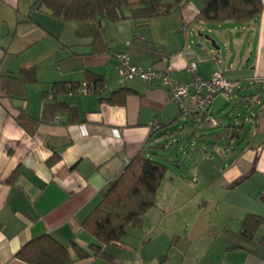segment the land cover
<instances>
[{
	"label": "crops",
	"instance_id": "1",
	"mask_svg": "<svg viewBox=\"0 0 264 264\" xmlns=\"http://www.w3.org/2000/svg\"><path fill=\"white\" fill-rule=\"evenodd\" d=\"M205 1L191 0L176 8L173 0H166L159 7L163 14L146 24L125 19L103 21L98 28L94 21L65 22L31 9L30 0H0V264H27L15 254L45 233L62 245L74 241L87 248L93 238L82 223L126 163L140 150L150 157L148 148H157L162 137L174 141L172 129L183 118L178 105L167 99L159 79L121 78L117 54L125 51H130L136 65L171 66V79L187 84L189 92L194 74L209 78L219 72L237 81L239 87L232 95L213 97L208 116L217 99L216 109L225 113L224 95L236 105L244 104L250 111L244 118L248 127L238 120L233 124L243 126L244 138L230 139L237 146L223 149L216 164L205 142L201 147L188 143L182 150L190 164L171 160L173 169L168 166L157 190L155 209L145 216L151 221L152 213L158 212L155 221L168 228L165 242L167 236L179 237L167 243L169 249L174 242L176 247L187 242L193 264H264V224L252 238L241 232L247 214L264 216V201L259 198L264 191V9L245 23L196 22ZM98 29L104 51L93 53L90 44ZM28 66L35 68V81L23 86L21 70ZM86 70L104 77L105 85L98 94L60 95L59 100L73 108L72 116L58 113L40 122L32 134L17 124V108L25 107L32 117L40 118L47 87L53 82L82 81ZM121 89L125 91L121 103L107 100ZM200 117L189 118L197 129L208 127L207 118ZM153 123L158 127L153 128ZM225 123L224 128L231 125ZM181 125L179 135L193 131L187 133V125ZM213 134L202 139L217 148L224 139ZM191 135L195 138V133ZM54 152L60 160L49 167L46 160ZM192 200L195 214L184 219L170 214ZM211 204L216 212L206 216L205 207ZM137 230L129 231L122 245L105 248L113 261L91 256L71 264H118V248H128L126 253L132 249L131 259L140 264L148 259L151 264H166L169 256L162 261L155 244L144 250L151 235L134 233ZM127 238L132 240L126 242ZM140 244L138 251L135 247Z\"/></svg>",
	"mask_w": 264,
	"mask_h": 264
},
{
	"label": "trees",
	"instance_id": "2",
	"mask_svg": "<svg viewBox=\"0 0 264 264\" xmlns=\"http://www.w3.org/2000/svg\"><path fill=\"white\" fill-rule=\"evenodd\" d=\"M164 1L166 0H33L30 8L46 10L51 17L65 22L94 21L99 28L103 21L115 23L125 19H132L136 25L146 24L151 18L163 14L159 7ZM189 1L191 0H173L176 8ZM123 8H127V13ZM262 9V0H206L195 21L216 24L224 21L245 23L258 16ZM90 45L93 53L104 51L99 29ZM20 76L23 86L35 81V68H23ZM6 78L9 79L10 76ZM82 84H85L86 93L77 91ZM104 85V77L89 70L85 71L82 81L53 82L43 93L42 116L34 118L25 107H20L17 108L15 121L25 132L32 134L40 122L50 121L58 113L73 115V108L60 101V95L98 94ZM124 93L121 89L107 100L113 104L121 103ZM179 115H183L180 110ZM202 117L205 116L200 118ZM68 120L71 121L72 118L69 117ZM152 127H158V124ZM243 130L242 125H227L221 133H214L212 136L225 141L233 138L243 139ZM59 160V154L54 152L46 160V164L52 167ZM167 169L166 164L146 156V151L140 150L126 163L104 191L99 203L83 221L82 228L93 238L87 248L74 241L67 246L62 245L45 233L26 242L15 256L27 264H71L74 259L91 256L113 261V257L105 248L122 245L129 231L143 228L146 212L155 206L156 193ZM259 198L264 201V191L260 193ZM262 224L264 216L249 213L241 221V232L244 236L252 238Z\"/></svg>",
	"mask_w": 264,
	"mask_h": 264
},
{
	"label": "rangeland",
	"instance_id": "3",
	"mask_svg": "<svg viewBox=\"0 0 264 264\" xmlns=\"http://www.w3.org/2000/svg\"><path fill=\"white\" fill-rule=\"evenodd\" d=\"M33 0H30V3H32ZM45 13L46 10H43ZM123 11L125 13H127V8H123ZM37 17V14L35 15V18ZM22 17L18 16V20H21ZM200 37V35H198ZM3 69V68H2ZM117 70V69H116ZM118 72V71H117ZM122 78V76H121ZM124 79V78H122ZM125 80V79H124ZM218 101L220 102L219 99L216 100V103L214 104V108H211L210 113H209V117L214 118L217 123L219 124L218 127L215 126H211L209 125L208 127L205 128H201V129H197V124L196 122L192 121L189 117H187L186 115H183L181 118V122L179 125L173 127L172 132L174 134V141L172 139H169V141L167 140L168 137H162L160 138L159 141H156V146L157 148L153 147V148H148V150L151 151V154H149V156L151 158H153L154 160H157L163 164H166L167 166L170 167V169H173V163L171 160H175L177 159V162L179 164H181L182 166L189 165V156H186L184 154V151L182 150L186 145H188V143H190L191 141H194L196 146L201 147L202 143H204V147L210 151H212L213 153V163H219V156L222 153V150L227 148V146H237L236 145V141H225V140H221L218 142V146L217 148H214L213 146L208 144V139L204 140L202 139V137H210L211 133H216V132H221L224 128V126L227 124L225 122H230L231 125L234 124V122L236 120H238L239 124L243 122L244 127L247 128L248 127V123L245 122L244 118L248 117L249 115V110L244 106V104L242 105H236V102L234 101V99L232 97H227V96H222V103L223 105V110H226L225 113H221V111H219V109H216V105L218 103ZM182 123H185L187 125V133L191 132L192 130V134L195 133V138H192L191 133L186 135V136H181L179 135L180 133V127H182ZM208 123V122H207ZM222 124V125H221ZM208 125V124H207ZM237 125V124H236ZM171 143L172 148L169 150H164L163 148H161L162 145L164 144H168ZM180 146V147H179ZM213 148V149H212ZM189 151V149H188ZM195 151V150H193ZM196 153V152H193ZM189 155V154H188ZM170 156V158H169ZM181 166V167H182ZM183 168V167H182ZM212 189H210L211 191ZM209 192V190H208ZM214 193L216 195H218L220 192L215 190ZM194 200H192L190 203H187L185 205H178L173 212H168L171 215H177L180 214L181 218H185L188 215L191 214H195V210L192 206ZM214 207H216V205L211 204V206L209 207H205V215L207 216L208 214H215L216 211H214ZM152 209H155L154 207H152ZM151 211H155V210H151ZM208 211V213L206 212ZM158 212H153L152 213V217H151V221H147V216H145V223L144 226L141 230H137L134 233H142V234H146L147 238L151 235V241L149 245H146L144 247L145 249H150L152 250L153 248V244H155V249L159 250L160 253L162 254V261L165 260L168 256H169V260L167 261L166 264H193L190 260V256H193L192 253V249L191 252L188 251L187 247H186V243L185 246L183 244H181L180 246H174L175 242H177L179 240V237H177V235H171L170 237L167 236V240L165 242V236L168 233V228L164 225V223L162 221H159V223H157L155 220V218H158ZM208 215V216H209ZM159 220V219H158ZM132 231V230H131ZM141 231V232H140ZM205 233H207V230H204ZM136 236V238H134L135 240L137 239V234H134ZM133 237V236H132ZM144 238V237H143ZM131 238H127L126 242L131 241ZM174 240L175 242L173 243V246L171 249H169V245L167 246V243H169V241ZM184 240L181 241V243H183ZM141 245H136V249L139 251V249L141 248ZM119 249V253H118V257H117V263L118 264H140L138 262V259H131V255H132V249L130 253H126L125 251H127L128 248H118ZM126 249V250H125ZM187 249V251H186ZM170 250V252H169ZM169 252V255H168ZM160 260V261H161ZM151 264V262L147 261V264Z\"/></svg>",
	"mask_w": 264,
	"mask_h": 264
},
{
	"label": "built area",
	"instance_id": "4",
	"mask_svg": "<svg viewBox=\"0 0 264 264\" xmlns=\"http://www.w3.org/2000/svg\"><path fill=\"white\" fill-rule=\"evenodd\" d=\"M130 57V51L121 52L117 55L118 70L125 80L138 78L146 82H152L154 79H159L161 85L166 89L167 99L176 103L183 115L191 117L204 115L207 118L208 125L217 124L214 118L208 116L213 97L218 93L230 96L239 87L237 81L228 80L219 72L213 73L209 78L194 74L191 81L193 91L189 92L187 84L178 83L171 79V66H166L163 69H157L153 66H140L133 64ZM189 69L194 72L193 63L190 64ZM77 91L86 93L85 84L78 87ZM153 125L156 126V123H153Z\"/></svg>",
	"mask_w": 264,
	"mask_h": 264
},
{
	"label": "water",
	"instance_id": "5",
	"mask_svg": "<svg viewBox=\"0 0 264 264\" xmlns=\"http://www.w3.org/2000/svg\"><path fill=\"white\" fill-rule=\"evenodd\" d=\"M199 35H202V34L199 32ZM211 44H212L213 46H215V44L213 43V41H211Z\"/></svg>",
	"mask_w": 264,
	"mask_h": 264
}]
</instances>
